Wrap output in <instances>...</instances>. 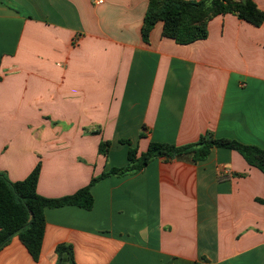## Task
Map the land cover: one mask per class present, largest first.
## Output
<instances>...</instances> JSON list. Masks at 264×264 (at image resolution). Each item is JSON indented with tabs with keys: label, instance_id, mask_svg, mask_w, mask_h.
I'll list each match as a JSON object with an SVG mask.
<instances>
[{
	"label": "crops",
	"instance_id": "1",
	"mask_svg": "<svg viewBox=\"0 0 264 264\" xmlns=\"http://www.w3.org/2000/svg\"><path fill=\"white\" fill-rule=\"evenodd\" d=\"M149 1L0 0V171L11 181L41 162L38 193L71 196L128 164L123 139L139 154L207 132L264 149V24L219 16L208 39L179 45L160 22L145 43ZM92 194V210H46L38 261L14 237L0 264H58L62 244L76 264H264V174L238 152L157 159Z\"/></svg>",
	"mask_w": 264,
	"mask_h": 264
},
{
	"label": "trees",
	"instance_id": "2",
	"mask_svg": "<svg viewBox=\"0 0 264 264\" xmlns=\"http://www.w3.org/2000/svg\"><path fill=\"white\" fill-rule=\"evenodd\" d=\"M17 11L18 9L15 8ZM233 15L239 20L255 27L264 24V11L255 0H150L142 27L145 43L156 25L164 24L163 37L174 40L179 45H190L209 37V25L219 16ZM0 81L2 77L0 76ZM146 128L140 138H146ZM99 134L100 130L90 132ZM128 145V164L114 167L92 178L90 184L77 193L50 199L38 193V182L42 163L23 181L13 182L8 175L0 171V251L14 237H19L33 258L38 261L46 233V210L65 206H77L85 210L94 207L93 188L101 181L117 176L127 177L144 171L157 159L175 160L190 157L193 162L205 161L214 148H224L238 152L246 162L264 174V149L255 145H246L237 140L219 139L212 132L202 135L196 143L178 146L151 142L146 152L139 154L138 147H133L131 140H120ZM112 142L102 141L99 154L108 157ZM244 177L243 174H235ZM264 203V200L258 199ZM58 264H76L72 245L62 244L56 249ZM197 264H210L203 257Z\"/></svg>",
	"mask_w": 264,
	"mask_h": 264
},
{
	"label": "built area",
	"instance_id": "3",
	"mask_svg": "<svg viewBox=\"0 0 264 264\" xmlns=\"http://www.w3.org/2000/svg\"><path fill=\"white\" fill-rule=\"evenodd\" d=\"M101 3H103V0H98V4H101Z\"/></svg>",
	"mask_w": 264,
	"mask_h": 264
},
{
	"label": "rangeland",
	"instance_id": "4",
	"mask_svg": "<svg viewBox=\"0 0 264 264\" xmlns=\"http://www.w3.org/2000/svg\"><path fill=\"white\" fill-rule=\"evenodd\" d=\"M94 135H96V134H94Z\"/></svg>",
	"mask_w": 264,
	"mask_h": 264
}]
</instances>
